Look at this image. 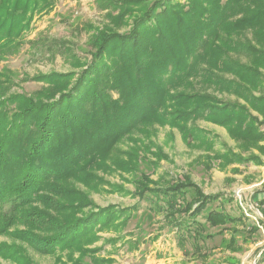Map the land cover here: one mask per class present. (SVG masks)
<instances>
[{"label": "trees", "instance_id": "1", "mask_svg": "<svg viewBox=\"0 0 264 264\" xmlns=\"http://www.w3.org/2000/svg\"><path fill=\"white\" fill-rule=\"evenodd\" d=\"M57 2L0 0V59L18 53L35 17ZM95 4L104 21L81 26L90 58L71 41L46 44L48 56L59 53L71 69L28 77L45 82L30 94L11 91L13 71L0 70V236L11 239L0 240V264H40L31 249L61 264H113L102 253L105 244L140 246L143 235L125 228L142 201L158 224L151 240L174 231L181 249L206 259V239L229 230L226 247L237 250L238 226L250 235L260 227L225 209L231 197L205 193L188 175L153 179L140 166L155 170L168 158L153 140L165 126L178 129L188 147L204 149L211 167L213 160L223 170L263 163L264 0ZM199 120L224 127L241 150L261 154L244 155L222 141L217 147V135ZM118 172L131 176L137 201L97 205L91 192L116 185L104 175ZM218 200L223 205L213 207ZM259 202L264 228V198ZM109 231L114 235L105 236Z\"/></svg>", "mask_w": 264, "mask_h": 264}, {"label": "rangeland", "instance_id": "2", "mask_svg": "<svg viewBox=\"0 0 264 264\" xmlns=\"http://www.w3.org/2000/svg\"><path fill=\"white\" fill-rule=\"evenodd\" d=\"M104 19V13L96 7L95 0H58L50 13L36 16L31 30L25 35V42L20 51L0 59V70L13 71L11 79L14 84H12L11 91L30 94L44 86L45 82L32 80L28 77L39 72H67L71 69L59 53L54 59L48 56L49 52L44 51L46 44L50 45L60 40L71 41L79 55L90 58V45L87 42L88 32L81 29V26L88 21L101 25ZM32 41L38 42V45L31 46ZM223 97L235 98L228 95H223ZM253 112L257 114L255 111ZM197 124L217 135V147H222V141L236 151L241 150L224 127L204 120H199ZM262 128L264 129V125ZM158 129L153 140L163 147L168 158L161 159L160 166L155 170L152 164L144 161L145 163L140 166L143 172L151 174L153 179L164 176L165 179L176 180L188 175L204 192L206 191L205 193L223 192L229 198L231 197L233 200H227L224 205H221L235 215H239L241 211L245 213L247 210L251 217L248 216L246 222L256 223L260 228L256 233L250 235L242 232L245 231L242 225L238 226L241 232L236 233L238 248L235 251L226 247L232 234L229 230L206 239L203 252H206L209 257L204 259L181 249L177 244L174 231L163 229L159 238L151 240L157 231L158 224L154 223V217L150 223L145 214L146 211H144L147 203L142 201V207L138 210V214L125 228V232L136 233V238L143 235L139 248L132 251L127 249V245L121 246V242H118L114 247L107 243L102 253L114 257L113 264H184L183 261L186 264H264V260L260 259L264 249V228L261 224L263 214L259 202L264 198V155H261L263 159L261 164H255L253 161L234 162L223 170L219 167L217 160H213L211 165L214 166H210L204 149L188 147L183 142L178 129H171L169 126L158 127ZM128 142L125 140L120 146L126 148ZM250 151L261 154L258 149L241 150L240 152L250 155ZM233 167L239 168L240 171H233ZM99 173L101 172L99 171ZM104 176L110 183L116 185L106 184L105 190L91 192V198L97 205L114 204L124 207L137 201V197L130 195V192L134 190L133 183L127 179H131L130 175L122 176V173L118 172ZM120 186L126 193L124 190L118 191ZM219 201H216L212 206L219 208L221 206ZM200 219L204 220L201 217ZM104 235L112 236L114 232L109 231ZM0 240L11 241L6 236H0ZM101 242L99 241L98 244ZM31 254L40 264H61L55 260L54 256H44L32 249ZM63 259L66 257L64 256ZM0 263H6V261L0 260Z\"/></svg>", "mask_w": 264, "mask_h": 264}, {"label": "built area", "instance_id": "3", "mask_svg": "<svg viewBox=\"0 0 264 264\" xmlns=\"http://www.w3.org/2000/svg\"><path fill=\"white\" fill-rule=\"evenodd\" d=\"M247 209V208H246ZM246 214V216H249V217H251V215H250V213L246 210V212H245Z\"/></svg>", "mask_w": 264, "mask_h": 264}, {"label": "crops", "instance_id": "4", "mask_svg": "<svg viewBox=\"0 0 264 264\" xmlns=\"http://www.w3.org/2000/svg\"><path fill=\"white\" fill-rule=\"evenodd\" d=\"M206 192V191H205Z\"/></svg>", "mask_w": 264, "mask_h": 264}]
</instances>
